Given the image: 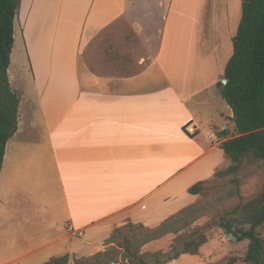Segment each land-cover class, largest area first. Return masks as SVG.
Segmentation results:
<instances>
[{"label":"crops","instance_id":"0c3cea01","mask_svg":"<svg viewBox=\"0 0 264 264\" xmlns=\"http://www.w3.org/2000/svg\"><path fill=\"white\" fill-rule=\"evenodd\" d=\"M59 3L64 44L57 51L51 43L31 68L61 71L55 79L52 71L35 72L36 92L24 107L19 96L4 148L0 257L29 238L41 239L39 249L59 243L70 258L89 256L103 250L114 224L157 226L197 201L188 188L227 166L220 143L237 135L216 84L232 53L241 0ZM127 32L144 46L145 65L122 77L103 75L99 53L121 51ZM64 82L72 89L57 86L47 95L49 85ZM189 122L193 134L184 131ZM209 132L218 139H207ZM162 239L145 244L146 251L167 250ZM201 248L163 264H206Z\"/></svg>","mask_w":264,"mask_h":264},{"label":"trees","instance_id":"16d2710c","mask_svg":"<svg viewBox=\"0 0 264 264\" xmlns=\"http://www.w3.org/2000/svg\"><path fill=\"white\" fill-rule=\"evenodd\" d=\"M20 0H0V168L4 148L16 127L19 96L9 85L7 68L14 44V19ZM220 93L232 111L230 120L237 135L226 138L220 148L228 160L215 175L236 173L244 157L264 163V0H241L240 18L232 37V53L226 62ZM222 132L227 135L228 130ZM207 181H199L188 192L200 195ZM199 198V197H198ZM203 207L195 203L167 217L155 227L127 223L112 236L115 246L89 256L62 254L43 264H163L182 254L199 255L209 232L220 228L235 240H248L243 257L246 264H264V185L252 197L220 212L202 226L193 225ZM168 234L174 237L168 249L142 251L150 241Z\"/></svg>","mask_w":264,"mask_h":264},{"label":"rangeland","instance_id":"374dc122","mask_svg":"<svg viewBox=\"0 0 264 264\" xmlns=\"http://www.w3.org/2000/svg\"><path fill=\"white\" fill-rule=\"evenodd\" d=\"M20 2L14 19V44L10 56V64L7 68V76L10 88L18 96L22 97L21 107H24L28 104L27 99L29 96L36 92L33 87L35 72L37 76L44 77L47 71H52L55 79L61 71V69L46 68H34L33 71L31 68L32 59L38 53L42 56L44 51L50 49L51 43L55 45L57 51L59 50V45L64 43L61 34L60 16L59 13L58 15L55 14L58 10V4L60 12V0H21ZM203 25L204 21H202ZM123 28L125 29V27ZM25 34L26 36L24 37ZM123 39L128 44L122 43L121 51L116 53L110 47H107L104 53H99L98 61L101 62V73L103 75L122 77L139 72L142 66L145 65L147 52L144 46L142 47L138 39H135L128 32L123 36ZM90 69L96 70L93 67ZM21 86L22 91H20ZM57 86L61 87L62 91L72 89L71 83L67 84L64 82L60 83V85H49L47 95L53 93ZM263 185L264 163L253 158L251 154L246 155L243 164L236 173L215 175L203 185L202 192L198 198V202L203 209L200 217L193 225H205L220 212L231 209L237 203L252 197ZM13 215L14 212L8 211L9 218ZM127 223H130V221L114 224L109 229L108 235L101 241L103 242V250L101 251L115 246L116 240L112 238L114 232V235H116V229L124 227ZM260 234L264 236V229H261ZM227 235L220 228H214L209 232L208 241L201 248V255L207 259L205 261L206 264H246L243 261V257L247 249L248 240H235L232 239L231 234ZM173 237V234L164 236L162 239L163 244L169 245ZM40 240V238H29V240L26 239L16 247L5 249L7 252H1V261L11 258L24 250L26 252L29 251L30 246L37 247L41 244L39 243ZM146 249L145 246L141 248L142 251H146ZM62 250L61 244L52 243L42 249L37 247L34 255L28 254L6 264H31V262L36 264L41 262L43 264L50 258L63 254Z\"/></svg>","mask_w":264,"mask_h":264},{"label":"built area","instance_id":"2783aa9c","mask_svg":"<svg viewBox=\"0 0 264 264\" xmlns=\"http://www.w3.org/2000/svg\"><path fill=\"white\" fill-rule=\"evenodd\" d=\"M195 130H196V127H195V125L193 124V123H191V122H189L188 124H186L185 126H184V131L186 132V133H188V134H193L194 132H195ZM206 138L207 139H212V140H217L218 139V137H217V135L214 133V132H209V133H207V135H206ZM75 236H82V232L81 231H75L74 233H73Z\"/></svg>","mask_w":264,"mask_h":264},{"label":"water","instance_id":"95a60500","mask_svg":"<svg viewBox=\"0 0 264 264\" xmlns=\"http://www.w3.org/2000/svg\"><path fill=\"white\" fill-rule=\"evenodd\" d=\"M222 83L223 84L225 83V80L224 79L222 80ZM227 236H229V234ZM232 239H235V237L232 236Z\"/></svg>","mask_w":264,"mask_h":264}]
</instances>
